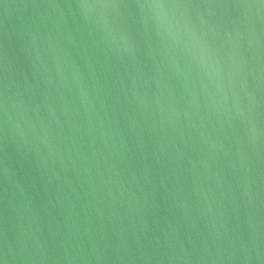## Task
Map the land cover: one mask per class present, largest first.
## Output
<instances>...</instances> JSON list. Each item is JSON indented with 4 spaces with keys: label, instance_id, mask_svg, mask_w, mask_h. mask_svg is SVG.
<instances>
[{
    "label": "water",
    "instance_id": "95a60500",
    "mask_svg": "<svg viewBox=\"0 0 264 264\" xmlns=\"http://www.w3.org/2000/svg\"><path fill=\"white\" fill-rule=\"evenodd\" d=\"M0 264H264V0H0Z\"/></svg>",
    "mask_w": 264,
    "mask_h": 264
}]
</instances>
